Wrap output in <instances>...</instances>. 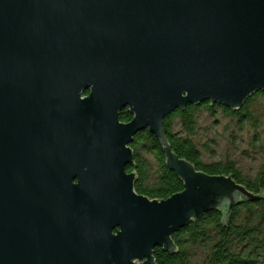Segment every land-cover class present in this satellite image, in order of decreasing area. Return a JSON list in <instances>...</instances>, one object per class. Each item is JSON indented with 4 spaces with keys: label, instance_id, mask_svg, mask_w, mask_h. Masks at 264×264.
Returning <instances> with one entry per match:
<instances>
[{
    "label": "water",
    "instance_id": "water-1",
    "mask_svg": "<svg viewBox=\"0 0 264 264\" xmlns=\"http://www.w3.org/2000/svg\"><path fill=\"white\" fill-rule=\"evenodd\" d=\"M260 91L264 0H0V264H158L205 213L227 225L264 193L181 158L165 118ZM144 130L183 182L168 198L126 170Z\"/></svg>",
    "mask_w": 264,
    "mask_h": 264
},
{
    "label": "trees",
    "instance_id": "trees-1",
    "mask_svg": "<svg viewBox=\"0 0 264 264\" xmlns=\"http://www.w3.org/2000/svg\"><path fill=\"white\" fill-rule=\"evenodd\" d=\"M263 95L260 91L250 97L239 111L210 101L199 105L189 104L185 109H177L165 118V127L173 150L181 157L192 162L198 170L209 174L232 175L234 179L257 194L264 193V168L256 178H246L232 162L203 160L202 153L195 139L198 120L197 111L220 107L226 114L243 119L249 116L246 108L250 100ZM128 112L122 114L126 120ZM176 120L182 131H175ZM153 148V155L158 171L151 177L153 166L137 152L138 179L135 189L151 199L168 198L181 191L183 182L165 165L164 153L158 139L148 130L138 133L131 146L138 151L146 150L147 144ZM140 146L143 148L140 149ZM224 212L213 210L192 221L188 226L174 234L178 252L167 253L161 247L154 250L158 264H264V197L247 200L234 206L229 223L224 224Z\"/></svg>",
    "mask_w": 264,
    "mask_h": 264
},
{
    "label": "rangeland",
    "instance_id": "rangeland-1",
    "mask_svg": "<svg viewBox=\"0 0 264 264\" xmlns=\"http://www.w3.org/2000/svg\"><path fill=\"white\" fill-rule=\"evenodd\" d=\"M243 119L226 114L220 107L197 111L195 139L206 162H232L246 178H256L264 168V96L257 95L246 108ZM175 131H182L176 120ZM143 157L153 166L151 177L158 168L154 155L146 150Z\"/></svg>",
    "mask_w": 264,
    "mask_h": 264
},
{
    "label": "flooded vegetation",
    "instance_id": "flooded-vegetation-1",
    "mask_svg": "<svg viewBox=\"0 0 264 264\" xmlns=\"http://www.w3.org/2000/svg\"><path fill=\"white\" fill-rule=\"evenodd\" d=\"M89 93H90V91L88 90V91L85 93V96H86V95H89ZM124 112H128V113H129V116L127 117L128 119H126V120H123V119H122V114H123ZM120 118H121V121L124 122V123H128V122H130V121L132 120L133 115L129 112L128 107L124 108V109L121 111ZM132 143H133V142H132ZM130 146H131V144H130ZM131 147H132V146H131ZM150 147H152V146L149 145V143H148V144H147L146 151H147L148 153H150V154L153 155V148H150ZM141 148H143V146H140V149H141ZM132 149H133V151H134V161H135V163H134L133 165H132V164H129V165L126 167V170H127V172H129V173H131V172H133V171H136L137 168H138V164H137V162H136V159H137V152H139V154L143 157V155H142V151H143V149H142V150H139V149H138V151H136L133 147H132Z\"/></svg>",
    "mask_w": 264,
    "mask_h": 264
},
{
    "label": "bare ground",
    "instance_id": "bare-ground-1",
    "mask_svg": "<svg viewBox=\"0 0 264 264\" xmlns=\"http://www.w3.org/2000/svg\"><path fill=\"white\" fill-rule=\"evenodd\" d=\"M216 105V104H215Z\"/></svg>",
    "mask_w": 264,
    "mask_h": 264
}]
</instances>
